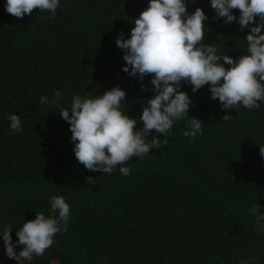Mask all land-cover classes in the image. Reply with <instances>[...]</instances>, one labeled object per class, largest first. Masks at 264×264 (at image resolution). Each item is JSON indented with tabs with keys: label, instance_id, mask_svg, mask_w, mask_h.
<instances>
[{
	"label": "trees",
	"instance_id": "obj_1",
	"mask_svg": "<svg viewBox=\"0 0 264 264\" xmlns=\"http://www.w3.org/2000/svg\"><path fill=\"white\" fill-rule=\"evenodd\" d=\"M149 2L60 0L54 18L37 9L18 19L0 0V232L12 225L16 243L24 222L52 214V196H64L71 209L68 230L55 236L47 258L25 264H264V230L257 231L264 215V102L222 111L210 86L193 93L183 83L190 116L203 121L194 142L183 134L189 116L174 123L167 146L128 161V176L119 166L92 172L75 157L70 125L59 114L73 96L94 98L119 85L126 91L122 110L139 121L155 94L151 75L141 82L122 70L125 53L116 44L121 32L131 37ZM187 6L209 18L205 44L237 59L247 53L250 27L216 19L210 0ZM57 90L58 105L40 103ZM13 114L21 133L10 127ZM0 255V264H19Z\"/></svg>",
	"mask_w": 264,
	"mask_h": 264
},
{
	"label": "clouds",
	"instance_id": "obj_2",
	"mask_svg": "<svg viewBox=\"0 0 264 264\" xmlns=\"http://www.w3.org/2000/svg\"><path fill=\"white\" fill-rule=\"evenodd\" d=\"M210 3L215 18H224L225 25L236 22L241 31L250 27L245 37L247 53L237 59L218 49L215 43L203 42L207 31L204 22L209 19L203 8L197 7L189 13L188 0H150L134 20L131 37L124 39L121 32L116 40L125 53L126 65L122 70L138 76L141 82L152 76L151 91L155 94L147 100L139 117L143 127L138 128L139 121L122 110L126 91L119 85L94 98L75 95L70 109L62 107L59 111L70 125L75 157L86 169L112 173L119 166L120 173L128 176L131 169L124 165L133 157L143 159L153 149L167 146L174 123L190 116L193 101L181 90L183 83L189 84L193 93L210 86L211 99L220 102L222 111L240 105L259 108L260 102H264V0H210ZM59 6L60 0H6V11L18 19L31 16L37 9L49 12L54 18ZM234 10H239L238 19ZM142 89L149 91L143 83ZM61 95L57 90L53 99L42 96L40 103L58 105ZM190 117L187 121L190 131L183 134L194 142L203 132V121ZM232 118L225 115L223 120ZM8 119L14 132H23L19 115L13 114ZM153 132L159 135L152 136ZM149 136H152L150 141ZM260 154L264 156L262 146ZM93 181V177L87 178L88 183ZM50 206L51 215L37 212L34 220L23 223L16 232V243H13L12 225L3 228L0 237L9 259L25 264L34 256L42 257L53 245L55 236L67 232L70 205L61 195L52 196ZM261 220L264 215H259L257 231L264 230L259 225ZM18 245L22 246L19 253L15 251Z\"/></svg>",
	"mask_w": 264,
	"mask_h": 264
},
{
	"label": "rangeland",
	"instance_id": "obj_3",
	"mask_svg": "<svg viewBox=\"0 0 264 264\" xmlns=\"http://www.w3.org/2000/svg\"><path fill=\"white\" fill-rule=\"evenodd\" d=\"M49 249H50V247L45 251V254L42 256L43 258H47L46 256H48V250ZM4 253H6V250L3 249V248H0V254H4ZM34 257H36V258H42V257H37V256H34Z\"/></svg>",
	"mask_w": 264,
	"mask_h": 264
}]
</instances>
